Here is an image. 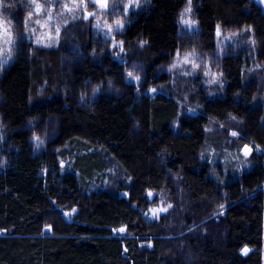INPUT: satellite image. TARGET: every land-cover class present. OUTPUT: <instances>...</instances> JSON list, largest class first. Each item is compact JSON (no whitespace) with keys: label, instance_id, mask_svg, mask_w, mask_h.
I'll return each mask as SVG.
<instances>
[{"label":"trees","instance_id":"16d2710c","mask_svg":"<svg viewBox=\"0 0 264 264\" xmlns=\"http://www.w3.org/2000/svg\"><path fill=\"white\" fill-rule=\"evenodd\" d=\"M17 1L0 0L10 22ZM193 3L197 33H180L187 0H150L124 33L128 57L150 64L156 94L100 58L93 34L67 76L61 63L0 55V116L13 145L0 170V264H264V5ZM218 27L246 31L223 58V87L157 77L178 50L214 52ZM108 81L116 92L89 97ZM34 86L47 87L50 99L35 103ZM53 119L46 151L36 154L27 130ZM215 152L237 156L234 176L215 164ZM161 202L171 212L153 221Z\"/></svg>","mask_w":264,"mask_h":264},{"label":"rangeland","instance_id":"374dc122","mask_svg":"<svg viewBox=\"0 0 264 264\" xmlns=\"http://www.w3.org/2000/svg\"><path fill=\"white\" fill-rule=\"evenodd\" d=\"M60 1L63 5L60 4ZM149 4L150 0H18L16 6H20L18 10L20 14L18 17L13 18V22L8 21V18L0 9V55L9 52L11 56L12 52L14 57L26 56L31 61L39 63V65L48 64L50 68H54L57 63H61L63 70H65L64 74L67 76L68 67L75 61L78 62L77 59L79 58L75 53H78L79 48L90 40L87 35L93 34V39L95 43L99 44L100 48L98 52L95 48L93 54L99 53L100 58L108 55L121 63L124 66L125 79L128 83L134 84L140 92L149 91L151 94H156L160 91V87L156 83L153 87H149L150 83L148 81L152 79V76L149 75V73L151 74V71H149L151 70L149 69L150 64L131 60L128 57L130 56L128 55V45L124 40V33L131 17H135ZM190 7L191 11L186 12V9L189 8L187 0L186 7L178 16L180 33L185 36L197 33L201 28L195 15L193 0H191ZM77 22L78 30L76 31L81 35L75 33L73 31L75 30L74 27L71 26ZM245 33V30H224L218 27L216 30L217 47L214 52L178 50L162 70L156 68L157 77L165 73L172 78L179 76L192 79L197 88L201 87L200 85L223 87L225 77L222 70L223 58L241 48L242 43L239 35ZM42 55L47 56L46 63L41 60L44 57ZM7 64L3 63L2 65ZM66 86L68 90L67 81ZM44 88L46 89L44 90ZM44 88L40 86L33 87L32 94L35 103H43L50 99L46 96L47 87ZM117 89L113 81H108L104 85L86 90V92H89V97L94 99L100 93L105 92L111 95ZM59 94L64 95L66 93L57 91L53 93V96ZM55 125L56 122L53 119L47 125L35 122L28 128L27 131L31 137L30 145L36 154L46 151L47 140L53 135ZM10 131L11 129L8 126L4 127L0 116V170H5L9 166V154L13 151ZM249 153L250 149L247 148L244 154L247 156ZM218 156L216 152L212 154L215 164H219L220 169L223 168V172L228 176H234V164L236 161L240 162L237 156L231 154V159H228L227 155L224 158ZM248 168L249 166L240 167L237 174ZM170 208V205L159 203L151 210L150 219L159 221L163 218V212H171ZM219 213H222V211ZM67 214L69 215V213ZM216 215L210 219L217 220L218 216ZM173 226L178 227L175 224L168 227ZM166 240L171 241L170 238H166ZM167 243L172 245V242ZM245 250L244 254L249 253L248 249Z\"/></svg>","mask_w":264,"mask_h":264},{"label":"snow or ice","instance_id":"6c2138e0","mask_svg":"<svg viewBox=\"0 0 264 264\" xmlns=\"http://www.w3.org/2000/svg\"><path fill=\"white\" fill-rule=\"evenodd\" d=\"M188 3H189V8H188V9H186V12H190V11H191V7H190V5H191V0H188ZM102 6H104V5L102 4ZM182 16H183V14H182ZM130 75H131V74H130ZM119 231L123 232V231H124V229H123V228H121V229H119ZM245 251H247V250H245Z\"/></svg>","mask_w":264,"mask_h":264},{"label":"water","instance_id":"95a60500","mask_svg":"<svg viewBox=\"0 0 264 264\" xmlns=\"http://www.w3.org/2000/svg\"><path fill=\"white\" fill-rule=\"evenodd\" d=\"M261 4H264V0H258ZM124 229V231L126 230L125 228H123ZM119 231V230H118ZM46 233H51V228H47L46 229V231H45ZM119 232H121V231H119Z\"/></svg>","mask_w":264,"mask_h":264},{"label":"bare ground","instance_id":"6f19581e","mask_svg":"<svg viewBox=\"0 0 264 264\" xmlns=\"http://www.w3.org/2000/svg\"><path fill=\"white\" fill-rule=\"evenodd\" d=\"M233 32V31H232ZM43 135V134H42Z\"/></svg>","mask_w":264,"mask_h":264}]
</instances>
